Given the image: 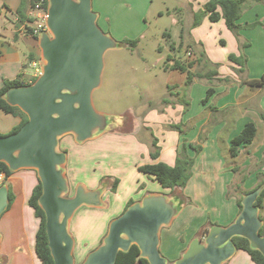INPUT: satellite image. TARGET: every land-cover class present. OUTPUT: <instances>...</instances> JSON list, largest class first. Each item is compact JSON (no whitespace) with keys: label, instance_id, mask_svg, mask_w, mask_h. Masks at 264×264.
Masks as SVG:
<instances>
[{"label":"water","instance_id":"1","mask_svg":"<svg viewBox=\"0 0 264 264\" xmlns=\"http://www.w3.org/2000/svg\"><path fill=\"white\" fill-rule=\"evenodd\" d=\"M48 31L39 35L42 73L29 85L10 88L7 101L28 116L16 132L0 136V161L13 170L34 169L42 183L39 203L46 214L49 246L55 264H76L70 231L74 213L83 205L102 207L107 185L88 189L79 184L72 196L66 172L67 153L60 139H94L118 127L98 111L93 92L101 86L104 56L120 41L104 32L92 0H49ZM264 184L246 193L242 208L227 226L212 225L202 239L195 237L181 257L170 263L161 253L160 233L185 206L177 195L149 193L112 219L101 243L82 264H116L120 251L136 244L150 264H225L237 251L235 236L250 241L264 255L263 220L256 201ZM9 188L0 186V216L9 205ZM1 264V263H0Z\"/></svg>","mask_w":264,"mask_h":264},{"label":"rangeland","instance_id":"2","mask_svg":"<svg viewBox=\"0 0 264 264\" xmlns=\"http://www.w3.org/2000/svg\"><path fill=\"white\" fill-rule=\"evenodd\" d=\"M17 2L18 0H0V40L7 39L12 34H21L19 32L21 25L17 24V15L12 9ZM190 2L191 0H92L93 10L98 14V24L101 29L122 44V47L109 49L106 52L102 83L92 95L95 108L100 112L107 113L110 120L112 119L114 123H117L118 127L112 128L102 136L86 142L76 141L73 135H65L63 137L61 148L67 153L66 172L70 189H72L66 196H72L75 192L74 189L79 184H84L80 181H84L90 188H93L98 183L99 186L101 184L111 186V182L115 178H119L120 182L125 180L127 183L122 185L119 182L116 191L109 190L106 193V208H91L83 205L76 211L73 217L72 233L75 236L82 235L83 239L78 238L82 242L79 241L81 245L76 251L78 262H80L81 258L79 251H85L83 255L86 254L90 243L95 241L94 238L98 239L100 232H102L101 224L103 221L109 218V225L110 220L123 212L122 200L128 196H132L136 200L133 192L129 191L128 188L132 186V183L138 182L136 181L138 177L142 182H146L143 188H146L147 185V189L150 191L171 195L158 181L155 179L151 180V176H148L149 174L146 175L140 172L137 167L152 157L153 134L158 139L159 149L162 153L168 151L171 153L175 149L173 141L178 140L179 135H177L176 129L166 119H159L155 123L151 122L147 129L143 124L142 116L144 110L161 109L165 105L163 98L180 97L186 93L185 80L179 90L177 89V91L181 92V95L170 94L167 83L170 82L171 75L164 72L163 65L170 53L166 33H171L172 38L176 40L179 39L178 33H182L184 43H186V40L190 41L194 19L186 10ZM5 3L6 5H4ZM260 5L264 9V0L260 2ZM249 16L255 15L245 13V17ZM201 23L194 28L202 25L200 31L208 30L210 26L208 23H211V21L207 16H203ZM212 25L214 26L210 29L208 35H215L217 40L214 42L208 40L207 44L213 47V58H220L221 60H210L206 56L211 63L218 65L217 67L222 71H226L234 65L228 59L229 54L235 53L232 52L233 45L229 42L228 35L225 34L227 30L219 32L221 30L219 22ZM231 32L236 36L234 31L231 30ZM253 34V38H257L255 40H263L259 32H253ZM125 38H138L140 41L136 48L126 47L122 42ZM195 41L201 47L203 42L196 40V38ZM262 44H264V40ZM160 45L164 47L163 50L158 48ZM41 57L37 59L38 65L42 61ZM191 57L189 59L194 58ZM253 58L248 57L246 70L238 72L240 73V78L248 76L249 79L250 73L254 77L253 79L262 76L263 72H256L259 64H255ZM211 63L204 68L203 66L197 68L207 70L213 65ZM34 70L32 67H27L29 73L33 74ZM198 81L200 82L199 85H205V83L209 86L211 85L207 78ZM209 86H206L203 90L194 89L192 97L198 98L201 96L203 100L207 95ZM262 88L263 95L264 86ZM255 89L261 90L260 87ZM174 91L176 90L174 89ZM188 92H190V88ZM211 104L213 105V102ZM236 110L238 111V107L230 108L231 112L228 111L232 114L231 118L235 117V120L238 117L234 115L237 113ZM234 111L236 112L234 113ZM133 130L137 131V135L127 136L128 132ZM146 131L150 133L151 139L145 134ZM206 134V140H208V133ZM226 134H228V131L222 130L221 134L216 138L219 151L216 149L215 154L216 156L218 153L222 154L226 161L224 162L226 166H234L232 173H235V177L232 180L233 183L229 186L227 195L229 197L235 194L240 197L242 190L253 189L258 182L264 180V149L262 146L264 135L262 136L261 133H258L251 147L243 149L239 156H233L230 149L226 147ZM188 138V135H183L181 140L187 142ZM134 143L139 144V147L142 146L141 151ZM146 149L149 151L148 155L145 154ZM188 153L192 155L189 151ZM247 160H250V163H245ZM171 163L172 165L175 164L174 159ZM224 170L222 163H215L213 166H207L206 171L202 173L200 178V180H203V189L207 186L210 188L214 187L212 196L216 201L219 199L217 182L221 181V178L225 181L231 178L228 173L224 174L225 172H221ZM244 177L249 183L252 180L250 187L244 185L246 182L245 180L243 182ZM147 179H150V181ZM238 184L242 186L240 189ZM203 194L204 192L202 191V198L205 196ZM262 214L264 216L263 211ZM75 221H79L76 229L74 228ZM84 244L86 247L83 248Z\"/></svg>","mask_w":264,"mask_h":264},{"label":"crops","instance_id":"3","mask_svg":"<svg viewBox=\"0 0 264 264\" xmlns=\"http://www.w3.org/2000/svg\"><path fill=\"white\" fill-rule=\"evenodd\" d=\"M20 1L21 0H18V2L13 5L14 7L12 9L14 10L13 12L15 13V15H17V8L20 4ZM206 1L207 0H191L192 5L190 2V4L186 7V10L193 17L195 11L203 9ZM4 5H6V3ZM260 6H262L260 5V3H256L251 8L246 9L247 12H245V10L242 13L240 19L238 20L240 24L245 25L254 21H260L261 23L254 28H242L240 30L239 39L238 37L233 35L231 30L226 26L224 18H221L220 20L215 22L209 19L211 23H208L210 24L208 30L200 31L203 25L202 23V25L196 28L193 27L191 30L192 34L190 41L186 40V43L184 44V46H188L190 45V43L192 45V47L188 48L187 51L188 60H194V58L196 59L197 55L195 52L198 48H201L195 41V38L196 40L202 41L204 43H202V48L206 52V55L210 58V60H221L220 58H213V47L207 44L208 40H211L213 42L217 40V37L215 35L209 36L208 32L213 28L214 25L212 24L219 22L221 29L219 32H225V30H227L225 34L228 35L229 42L233 45L232 52H235L236 54L241 53L240 40L250 41V46L246 47L244 49L245 51H243L247 53V55L249 54L248 57H254L253 60L255 64H259L258 70H256V72L264 73V44H262V41L264 40V9ZM245 13H247L248 15L254 14L255 16L245 17ZM207 18L209 17L207 16ZM253 32H259V34L262 35L263 40H255L257 38H253ZM180 34L178 33V40L172 38L171 33H168L166 35L168 37V46L170 49V53L168 54V56L177 55L178 53H180L177 52V47L179 46L181 40L184 41V36H182V33ZM250 38L252 39L250 40ZM172 45L176 47V50H173L171 48ZM158 48L161 50L164 49L162 45H160ZM189 52L191 53L188 55ZM41 56L42 50L40 47L39 38H36L31 34L16 33V35H9L7 39L0 40V88L3 86L5 79L12 80L17 78L20 74H22V78L24 79V81L31 82L34 73H29L27 71V67L34 68L32 63L34 61H37L38 57ZM168 56L167 61L163 65L164 72H167L171 75V80L167 83V87L169 85L174 86V89L177 91V89L179 90V88L181 87V84L185 83L186 73L181 72L177 69H171L169 68V66L166 67L167 63H169V65L172 63V60L168 61ZM190 56L194 58L189 59ZM231 63L234 64L232 65L231 69L222 71L219 68V75L217 76L218 78L229 77V82L221 81L218 78H215L212 82L208 81L211 84L210 86H213L215 88V92L214 94H212V96H210L208 102L204 103L201 99V96H199L198 98L192 97L194 89L203 90L206 86H209L207 83H205V85H199L200 82L197 80L191 85L190 92H188L187 94L186 98L190 101L187 110H184V95L182 94V96L181 92L177 91L182 97H172L171 103L165 104L159 110L148 109L143 111L142 120L146 128L149 127L148 125L151 122L155 123L159 119H166L169 121L170 125L181 124L183 131L181 132L178 129L174 128L176 129L175 132L178 133L177 135H179V139L173 141V143H175V149L171 153H169V151L163 153L160 152V156L157 159L151 157V159H147L140 165L155 163L158 161H163L172 165L171 161L174 159V161L176 162L177 154L178 152H180L184 143L181 140V137L183 135L189 136L187 143L198 142L199 135L204 130H207L209 136L208 140H206L203 145L202 151L196 156L195 164L193 166V175L184 188V194L190 197L192 201L185 204L183 210L174 219L173 223L169 226L163 227L160 233L159 248L161 253H163V255L168 259L170 263L181 257L182 253L189 247V244L195 238V235L197 234L199 229L208 220H211L216 224L218 223V225L221 226H227L235 220L240 212V208L238 206L239 197L235 194H232L229 197L227 195L229 186L233 183L232 180H234L235 177V173H232V168H234V166H226L224 163L226 161L224 157H222L221 153H218L216 156V149H218V142L216 138L221 134L222 130H227L228 134H226V147L230 149L232 138L238 135L248 122H254L258 127L257 134L261 133L262 136L264 135V117L262 114V112H264V94L262 95L263 88L261 86L260 89H262L257 90L255 89L256 87L254 88L246 84H241L242 78L239 77L240 73H238V66H236L237 64H235L234 62ZM245 77L248 78V76H243V78ZM249 77V79L254 78L251 76V73ZM258 94L260 95L257 96ZM212 102L214 108H210L209 106ZM235 107H238V111L236 110L237 113L234 114L235 116H238L236 117V120L234 119L235 117L231 118L232 114H230V108ZM236 111H234V113ZM20 121L21 118L19 116H16L12 113H7L0 108L1 134L10 133L12 129L20 123ZM145 134L149 136V139H151L150 133H148V131H146ZM134 135H137V131L135 130L128 132L127 134V136ZM63 137L60 139L61 150ZM253 144L254 141L253 143L248 144L245 147L242 146L240 148V153L243 149H247ZM134 145L139 147V144L134 143ZM262 146L264 149V136ZM141 147H139V151H141ZM148 152V149H146L145 154L148 155ZM189 152L192 155L194 154V151L191 148H189ZM240 153L237 156H239ZM215 163H222V167L225 168V170L221 172H225L224 174L228 173L231 177L226 181L223 180V178H221V181H216L219 188L218 201H216V199H214L212 196V190L214 189V187L210 188L209 186H207L203 189V180H200L201 175L204 171H206L207 166H213ZM245 163H250V160H247ZM145 174L147 175V173ZM139 179L140 178L138 177L136 180L138 182L135 181L136 183H132V186H129L128 188L129 191L131 190L133 192L136 200L132 196L124 198L122 200L123 211L130 199H133L135 202H137L142 200L143 197H145L147 194L153 193V191L147 189V185L146 188H143L146 182H142L141 179ZM150 179L152 180L154 178H152L151 176ZM150 179L147 180L150 181ZM245 181L246 182L244 183V185L246 187H250V185L252 184V180L250 183L247 180ZM4 182V185L8 186L9 190H12L15 198L12 205L7 208L0 216V263L42 264V261L36 251V234L40 225V218L36 216L34 208L29 203L32 191L38 183L37 171L34 169H20L14 171L10 176L5 177L3 183ZM80 182L84 183V185L88 189H95L97 188V186H99L98 183L97 185H94L93 188H90L84 181ZM120 183H122L123 185L126 184L127 181L123 180ZM166 189L170 192V189ZM109 190H111V188L109 185H107V188L102 194V200L106 204V193ZM202 191L204 192L203 195H205L203 198L201 197ZM89 207L106 208V206ZM262 211L264 213V207L262 210H260L261 214ZM73 217L70 221L71 233ZM108 219L109 218H106L101 224L102 232H100L97 240L94 238L95 241L90 243L89 249L86 251V254H84L85 256L83 255L85 251H79V255L81 257L80 262L77 261L76 251L81 245V241L79 239H82V235L75 236L72 233L75 239L74 256L76 264H82L87 255L100 245L104 235L108 230ZM78 225L79 221H75L74 228L76 229ZM204 237L205 236H203L202 239ZM84 247H86L85 244L83 248ZM225 264L256 263L251 259L250 255L245 250L237 249L234 256L230 258Z\"/></svg>","mask_w":264,"mask_h":264},{"label":"trees","instance_id":"4","mask_svg":"<svg viewBox=\"0 0 264 264\" xmlns=\"http://www.w3.org/2000/svg\"><path fill=\"white\" fill-rule=\"evenodd\" d=\"M263 0H207L203 6V9L199 11L194 12L193 16V23L192 28L199 25L201 23L203 16H208L209 19L213 22L220 20L221 18H224L226 26L235 32L236 36L239 39L240 30L242 28H254L258 24H260V21H254L251 23H247L245 25H242L239 23V19L244 12V10L251 7L253 4L260 3ZM29 5V0H21L20 4L17 8V17L18 22L17 24L21 25L25 20H27V9ZM25 34H29V32H25ZM167 35V33L165 34ZM36 37V36H35ZM37 38V37H36ZM140 39H130L125 38L122 42L125 44L126 47L136 48ZM184 41L181 40L179 46L177 47V55H169L168 61L172 60V63L169 65L167 63L166 67L169 66L171 69H177L181 72L186 73V93L184 94V100L183 104L185 105L184 110H187L190 101L187 99L188 90L191 87V85L196 81L203 78H207L210 82H212L215 78H218L219 75V67L218 65H215L211 63L206 56L205 51L203 50V45H201V48L196 51L197 58L194 60H188L187 57V51L188 48L192 47L191 43L188 46H184ZM250 46V41L240 40V49L241 53H231L229 54V59L237 64L238 66V72H244L246 70L248 56L243 51L246 47ZM173 50H176V47L174 45L171 46ZM211 63V68L207 70H201L197 67L203 66V68ZM22 74H20L17 78L9 80L5 79L3 86L0 88V108L4 110L7 113H12L16 116H19L21 118L20 123L12 129L10 133H14L18 131L28 120V116L25 112H23L18 106L10 104L6 99V92L13 87H19V86H25L29 85L32 82L36 80V77H34L31 82H26L22 78ZM221 81L229 82V77L218 78ZM241 84H246L250 87H261L264 86V73L260 78L255 79H248V78H242ZM171 95H178L179 92L174 91V86L169 85ZM215 88L213 86H210L207 90L206 97L202 100L204 103L208 102L210 96L214 94ZM164 104L171 103V98L165 97L163 98ZM210 108H214V106L211 104ZM264 117V112H262ZM173 128L178 129L179 131H183L181 124H172ZM258 132V127L254 122H248L243 127L241 132L232 138L231 140V146L230 151L233 156H237L240 153V148L243 146H247L248 144L253 143V141L256 138ZM8 133V134H10ZM206 133L207 130H204L199 135V141L198 142H184L182 145V148L180 152H178L176 157V162L174 165H170L163 161H158L155 163L150 164H144L139 165L138 169L142 172H145L152 176L155 180H157L164 188L170 189L171 195H177L182 200H184L185 204L190 203L192 200L190 197H187L184 194V188L188 184L190 178L193 175V166L195 164L196 156L202 151L203 145L206 141ZM7 135V134H1L0 136ZM189 148H191L194 151V155H189L188 151ZM151 156L154 159H157L160 156V149L158 145V139L153 134V141H152V151ZM5 173L6 177L10 176L14 171L7 165V163L0 161V174ZM245 180V177L243 181ZM119 178H115L111 182V190L116 191L118 185H119ZM5 184V182L3 183ZM2 184V185H3ZM264 184V180L258 182V184L253 188H257ZM241 184H238V188L240 189ZM253 189H247L242 190V195L238 198V206L241 210L242 208V198L243 196L252 191ZM42 183L38 178V183L34 187L32 194L29 199L30 205L34 208L36 216L40 218V225L36 234V251L39 256V258L42 261V264H55L54 258L51 253V249L49 246V239L47 235V229H46V214L43 208L41 207L39 203V198L42 194ZM229 193V191H228ZM9 205L8 208L12 205L13 200L15 198L14 193L12 190H9ZM264 188L259 195L256 205L259 206L260 210L263 209L264 204ZM135 201L133 199H130L126 206V210L131 204H133ZM260 216L263 220V226L260 229V233L264 235V216L260 213ZM211 220H208L197 232V236L202 238L205 236L206 232L209 230V228L214 225ZM235 246L238 250H245L251 257V259L256 264H264V255L259 251L258 249H255L251 246L250 241L242 236H235L234 238ZM140 248L136 244H132L130 249L127 251H120L118 254L117 262L116 264H150L148 259L141 256Z\"/></svg>","mask_w":264,"mask_h":264},{"label":"built area","instance_id":"5","mask_svg":"<svg viewBox=\"0 0 264 264\" xmlns=\"http://www.w3.org/2000/svg\"><path fill=\"white\" fill-rule=\"evenodd\" d=\"M48 7L49 0H29V5L27 9V20L23 22L20 26L19 32L29 34L33 36H39L41 33L48 31L47 18H48ZM18 17L16 18V20ZM191 52L188 53V55ZM34 74L33 77H38L42 73L41 62L38 65L37 61H34ZM6 175L5 173L0 174V185L3 183Z\"/></svg>","mask_w":264,"mask_h":264},{"label":"flooded vegetation","instance_id":"6","mask_svg":"<svg viewBox=\"0 0 264 264\" xmlns=\"http://www.w3.org/2000/svg\"><path fill=\"white\" fill-rule=\"evenodd\" d=\"M37 38L39 37V36H36ZM3 184V183H2Z\"/></svg>","mask_w":264,"mask_h":264}]
</instances>
